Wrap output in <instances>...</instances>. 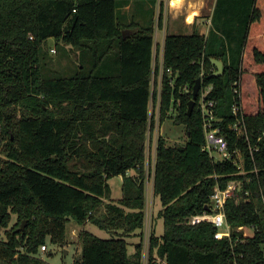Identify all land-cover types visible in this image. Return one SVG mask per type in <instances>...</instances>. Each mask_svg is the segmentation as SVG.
Returning <instances> with one entry per match:
<instances>
[{"label":"trees","instance_id":"obj_1","mask_svg":"<svg viewBox=\"0 0 264 264\" xmlns=\"http://www.w3.org/2000/svg\"><path fill=\"white\" fill-rule=\"evenodd\" d=\"M164 27L160 45L154 33ZM50 37L77 52L72 75H46L43 43ZM212 58L222 62V74H214ZM209 85L213 125L231 151H241L243 174L203 150L199 101ZM150 101L160 123L174 110L186 131L178 146L157 137L151 173ZM239 119L246 136L231 128ZM148 174L163 232L152 229L147 264H232L229 239H215L210 222L187 221L208 211L216 185L234 179L249 195L227 200L226 220L264 231V0H215L206 34L171 32L163 0H0V253L7 263L43 264L40 247L47 239L63 243L72 221L111 234L82 229L73 264H142V240L130 253L127 238H141ZM119 175L121 198L105 202L109 180ZM12 214L17 221L8 230ZM260 240L253 234L233 247L243 263Z\"/></svg>","mask_w":264,"mask_h":264},{"label":"rangeland","instance_id":"obj_2","mask_svg":"<svg viewBox=\"0 0 264 264\" xmlns=\"http://www.w3.org/2000/svg\"><path fill=\"white\" fill-rule=\"evenodd\" d=\"M143 3L148 4L150 0H141ZM160 0H158L159 2ZM164 2V1H163ZM214 0H208V6H204L201 10V17L200 20H198L195 24L189 25V28L187 27L185 21H184V15H186V9L182 8L179 9L180 13L175 18L170 13L172 7H169L168 12L166 11V25L168 28H170L171 32H179L176 28H172L173 23H182L184 24V27H182L181 32L184 33H190L194 29L199 30V32H206L208 30V22L206 21L209 17V13L211 11V7ZM158 11V8H156ZM170 11V12H169ZM157 16H155L156 18ZM164 31L163 29L156 30L155 35H161ZM208 32V31H207ZM156 38V36H155ZM157 41V38H156ZM43 49L46 52V63L48 65L46 75L53 76L55 74H62L65 76H70L73 74L74 70V64L77 62L76 60V54L77 52L73 49H70L69 46H66L62 43L57 44L56 40L53 37L48 38L43 43ZM70 49V51H68ZM77 64V63H76ZM74 65V66H73ZM160 81V77H159ZM156 85L154 83V75L152 78V91L155 90ZM159 88V86H158ZM236 91H238L239 88H235ZM240 96H241V92ZM172 116L169 118H166L161 123L158 121V106H154L153 102L150 101L149 106V114H150V123L148 126V142H147V152H146V169L150 170L153 166V160H154V153H155V144L156 139L158 136H161L165 139L166 144L169 146H178L182 145L184 141L186 140V131L185 126L183 124H180L178 120L175 119V111L172 110ZM170 112V113H171ZM151 119H154L153 126L151 125ZM238 135L241 136L245 134L247 135V129L244 124V126H241L240 130L237 131ZM240 160L241 164L243 163V155L240 151ZM133 173V171H129L128 174ZM149 173V174H150ZM148 174V179L146 181V208H145V223L143 230L141 232V238L131 237L127 238V241L129 242V252H134V246L137 242L142 240V260L143 263H147L148 259V251H149V239H150V233L152 229L154 228L156 231V234L161 235L163 232V222L161 218H158L157 212L161 208V204L158 198L153 197V190H152V175ZM109 183L111 185V198L110 200H105V202L113 201L117 202L122 195L121 191V183H122V177L115 176L109 180ZM17 221V216L15 214H12L11 221L8 225V230L13 227V225ZM82 229H86L90 232H92L94 235L100 237V238H109L111 237V234L99 228L96 225H93L91 223H87L84 226H78L74 222H70L67 224L66 228V237L63 243L57 244L54 242L49 241L47 239L46 241V250L42 251L41 247L38 252V257L43 261V264H73L75 259L81 255L82 246L79 241L78 235L79 232ZM0 240L6 241V235L4 234V229L0 230ZM23 251V249H21ZM0 264H8L7 260L3 258L2 254L0 253Z\"/></svg>","mask_w":264,"mask_h":264},{"label":"built area","instance_id":"obj_3","mask_svg":"<svg viewBox=\"0 0 264 264\" xmlns=\"http://www.w3.org/2000/svg\"><path fill=\"white\" fill-rule=\"evenodd\" d=\"M165 6V13L168 12L169 7H171L172 0H163ZM204 4L202 5V8ZM210 23V19L208 21ZM203 76L202 73L200 75ZM201 83H202V78ZM212 86L209 85L202 89L200 97V107L203 115V131H204V145L203 150L207 151L209 156L215 160H226L231 161L237 165V168L240 170L239 173L243 174V163L241 164L240 160V151L229 149V144L227 139L221 134L219 127L213 125L215 120L214 113L211 111L214 107V102H206L205 96L211 90ZM233 113L237 115L240 112L239 105L233 106ZM243 125V120H236L231 128L238 131ZM242 181L239 179H234L228 182L225 188H221L218 185L214 187L213 193L210 196L211 205L208 211H204L201 214L192 215L188 218L189 224H197L202 221H207L212 223L216 228L214 238L221 240L224 238L229 239L231 242L232 252V264H264V231L260 232L254 227H247L244 225L232 226L228 223L225 217V204L228 199L234 198L237 202L241 198H246L249 195V191H243ZM244 192V195H242ZM253 234H259L261 240L259 242V251H249L251 260L249 263H243L245 259L244 253L238 252L235 253L234 246L238 244H245L247 238ZM47 248L46 245L41 247L42 251H45ZM143 256V255H142ZM142 264L143 263V260ZM82 264V263H78ZM147 264V263H146ZM156 264H169L165 258H160Z\"/></svg>","mask_w":264,"mask_h":264},{"label":"crops","instance_id":"obj_4","mask_svg":"<svg viewBox=\"0 0 264 264\" xmlns=\"http://www.w3.org/2000/svg\"><path fill=\"white\" fill-rule=\"evenodd\" d=\"M194 3V10H196L197 11V13L194 15V17H193V20L189 23V22H187L186 21V18H187V16L189 15V12H190V10H191V6H190V3ZM198 2V3H197ZM214 3H215V0H214V2H213V4H212V7H211V11H210V13H209V17L207 18V22L209 21V19H210V17H211V14H212V11H213V7H214ZM204 4V6L206 7V6H208V0H183V2H182V4H181V6L180 7H178V8H170L171 9V14L173 15V17H177L178 16V14L180 13V11H179V9L181 10L182 8H184V9H186L187 11H186V15H184V21H185V23H186V25H187V27L189 28V25H193V24H195L198 20H200V17H201V10L203 9L202 8V5ZM201 5V6H200ZM190 6V7H189ZM186 7V8H185ZM128 8V7H127ZM208 24V26L210 25V23H207ZM182 27H184V24H182V23H176V22H174L173 23V26H171V30H173L172 28H176L177 30H180ZM209 28V27H208ZM156 30H160V29H156ZM156 30H155V33H156ZM163 30L164 31H162L163 33L161 34V35H155L156 36V38H157V41H156V38H155V41H156V43H158V44H160V45H162L163 44V41H164V37H165V34H166V29H165V27L163 28ZM182 30V29H181ZM208 31V30H207ZM207 31L205 32V34L207 33ZM204 33V32H203ZM154 56H155V53H154ZM160 56H161V53H160Z\"/></svg>","mask_w":264,"mask_h":264},{"label":"water","instance_id":"obj_5","mask_svg":"<svg viewBox=\"0 0 264 264\" xmlns=\"http://www.w3.org/2000/svg\"><path fill=\"white\" fill-rule=\"evenodd\" d=\"M210 61L215 65L216 67V71L214 72L215 75H220L222 74V71H223V64L220 60H216V59H210ZM201 88V79L200 78H197L195 80V84L193 86V89H192V98L189 100L188 102V114L191 113L194 105H195V101H196V98H197V95H198V92ZM209 210V208H208ZM24 224H25V220L22 222V225H21V229H23L24 227Z\"/></svg>","mask_w":264,"mask_h":264},{"label":"bare ground","instance_id":"obj_6","mask_svg":"<svg viewBox=\"0 0 264 264\" xmlns=\"http://www.w3.org/2000/svg\"><path fill=\"white\" fill-rule=\"evenodd\" d=\"M182 2H183V0H172L171 1V7L172 8H178V7H180L181 6V4H182ZM190 3V2H189ZM198 3V2H197ZM190 6H191V10H190V12H189V15L187 16V18H186V21L187 22H191L192 20H193V17H194V15L197 13V11L196 10H194L193 8H194V3H190ZM189 6V7H190ZM201 6V5H200ZM193 7V8H192ZM186 8V7H185ZM187 11V10H186Z\"/></svg>","mask_w":264,"mask_h":264}]
</instances>
